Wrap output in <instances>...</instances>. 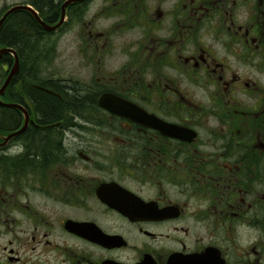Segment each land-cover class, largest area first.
<instances>
[{
  "label": "flooded vegetation",
  "instance_id": "obj_1",
  "mask_svg": "<svg viewBox=\"0 0 264 264\" xmlns=\"http://www.w3.org/2000/svg\"><path fill=\"white\" fill-rule=\"evenodd\" d=\"M82 3L10 87L0 264H264V0Z\"/></svg>",
  "mask_w": 264,
  "mask_h": 264
},
{
  "label": "trees",
  "instance_id": "obj_2",
  "mask_svg": "<svg viewBox=\"0 0 264 264\" xmlns=\"http://www.w3.org/2000/svg\"><path fill=\"white\" fill-rule=\"evenodd\" d=\"M66 1L24 0V4L33 7L44 22L54 25L61 17V8ZM52 37L53 34L46 33L29 12L21 11L11 15L0 30V47L13 49L21 61V72H25L29 64L28 60L35 54H47L48 67H50L58 48L57 41ZM7 56L11 57L5 55L3 58ZM3 58L0 60V80H2V66L5 64ZM10 94L11 91L7 96L8 99L11 97ZM63 105L60 100H45L39 103V110L46 119L52 120L61 114ZM19 116L21 114L18 110L0 106V130L4 134L15 131L14 119Z\"/></svg>",
  "mask_w": 264,
  "mask_h": 264
},
{
  "label": "rangeland",
  "instance_id": "obj_3",
  "mask_svg": "<svg viewBox=\"0 0 264 264\" xmlns=\"http://www.w3.org/2000/svg\"><path fill=\"white\" fill-rule=\"evenodd\" d=\"M21 2L22 0H0V13L4 9L12 6H16ZM77 43H78L77 34L73 32L66 34L64 38L59 40L57 53H55L58 54L56 59L58 61L55 62V66H56L55 68L58 69L63 68L65 71H68L70 68H73L74 65L69 66V64H71V61H73L74 57L77 54ZM60 58L65 59V62L63 60L60 61ZM19 95H21V93ZM197 98H201L200 95H197ZM3 101L7 102V99L4 98Z\"/></svg>",
  "mask_w": 264,
  "mask_h": 264
},
{
  "label": "water",
  "instance_id": "obj_4",
  "mask_svg": "<svg viewBox=\"0 0 264 264\" xmlns=\"http://www.w3.org/2000/svg\"><path fill=\"white\" fill-rule=\"evenodd\" d=\"M81 1H83V0H70V1H68V2L65 4V7H67L68 5H70V4H72V3H75V2H81ZM19 10H28V11H30V12L36 17V19L38 20V22L41 23V25L43 26V28L46 29L48 32L54 31L57 27H59V26L50 27V26H48L46 23H43V22L39 19L37 13H36L32 8H30V7H25V6H19V7H16V8H14V9H12V10L7 14V16L10 15L11 13H13V12H16V11H19ZM7 16H6V17H7ZM6 17H5V18H6ZM63 20H64V14H63L62 22H63ZM3 21H4V20H3ZM3 21L0 23V26L2 25ZM60 24H61V23H60ZM4 52H11V51H10V50H5V51H2L1 53H4ZM5 69L8 70V67H5ZM16 71H17V70L15 69V70L12 72V74L10 75V77H9V79H8V81H7V83L5 84V86L3 87V89H2L1 92H0L1 94H3L4 91L7 89L8 85L10 84V82H11L12 78L14 77V74L16 73ZM1 94H0V95H1ZM1 105L6 106V107H10V108H14V107H16V106H13V105H5V104H1ZM16 108H21V107H16ZM23 131H24V130H23ZM21 133H22V132H20V133H16V134L13 135V136H16V135L21 134ZM13 136H10V137H13Z\"/></svg>",
  "mask_w": 264,
  "mask_h": 264
},
{
  "label": "bare ground",
  "instance_id": "obj_5",
  "mask_svg": "<svg viewBox=\"0 0 264 264\" xmlns=\"http://www.w3.org/2000/svg\"><path fill=\"white\" fill-rule=\"evenodd\" d=\"M21 105V104H20ZM24 108V107H23Z\"/></svg>",
  "mask_w": 264,
  "mask_h": 264
}]
</instances>
